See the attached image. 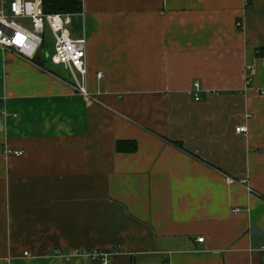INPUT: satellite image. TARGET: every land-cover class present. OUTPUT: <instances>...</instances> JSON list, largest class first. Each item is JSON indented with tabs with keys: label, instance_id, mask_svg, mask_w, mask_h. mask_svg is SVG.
Returning a JSON list of instances; mask_svg holds the SVG:
<instances>
[{
	"label": "crops",
	"instance_id": "1",
	"mask_svg": "<svg viewBox=\"0 0 264 264\" xmlns=\"http://www.w3.org/2000/svg\"><path fill=\"white\" fill-rule=\"evenodd\" d=\"M71 30L88 95L0 48V264H264V0H82Z\"/></svg>",
	"mask_w": 264,
	"mask_h": 264
},
{
	"label": "built area",
	"instance_id": "2",
	"mask_svg": "<svg viewBox=\"0 0 264 264\" xmlns=\"http://www.w3.org/2000/svg\"><path fill=\"white\" fill-rule=\"evenodd\" d=\"M70 13L46 12L43 0H0V48L3 51H14L24 59L38 63L49 60L55 65L67 69L79 91L88 95L81 85L78 75L87 74V40L83 35H74L71 30ZM53 39V51L48 48V37ZM252 66H248L250 71ZM102 74L100 73L99 76ZM250 79L248 78V84ZM199 82L193 85L196 100L200 99ZM245 127H238L244 131ZM13 151L8 150L7 153ZM14 153L21 155L22 151ZM231 181V179L229 178ZM198 241L203 242L204 237ZM264 259V245L261 247ZM25 254H28L26 252ZM90 257L99 264H111L110 253L92 251Z\"/></svg>",
	"mask_w": 264,
	"mask_h": 264
},
{
	"label": "trees",
	"instance_id": "3",
	"mask_svg": "<svg viewBox=\"0 0 264 264\" xmlns=\"http://www.w3.org/2000/svg\"><path fill=\"white\" fill-rule=\"evenodd\" d=\"M43 2L46 12L70 14H77L82 12V0H43ZM260 53H264V48L261 49ZM117 147L121 151H131L136 150L137 144L135 141H118Z\"/></svg>",
	"mask_w": 264,
	"mask_h": 264
},
{
	"label": "rangeland",
	"instance_id": "4",
	"mask_svg": "<svg viewBox=\"0 0 264 264\" xmlns=\"http://www.w3.org/2000/svg\"><path fill=\"white\" fill-rule=\"evenodd\" d=\"M48 48L47 50L51 53L53 51V39L51 36L48 37ZM47 63V66L54 70L55 72H57L59 75L63 76L64 78L68 79V80H72L73 77L71 75V73L66 70L62 65H55L53 64L51 61L46 60L44 61Z\"/></svg>",
	"mask_w": 264,
	"mask_h": 264
}]
</instances>
